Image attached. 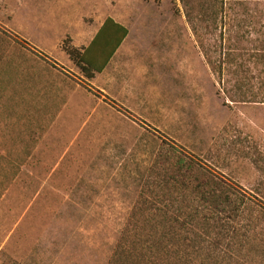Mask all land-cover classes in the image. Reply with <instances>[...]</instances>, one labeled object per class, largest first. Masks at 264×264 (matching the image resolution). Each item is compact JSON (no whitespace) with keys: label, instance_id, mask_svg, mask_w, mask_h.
Segmentation results:
<instances>
[{"label":"rangeland","instance_id":"rangeland-1","mask_svg":"<svg viewBox=\"0 0 264 264\" xmlns=\"http://www.w3.org/2000/svg\"><path fill=\"white\" fill-rule=\"evenodd\" d=\"M167 152L236 193L207 264H264V0H0V264H108Z\"/></svg>","mask_w":264,"mask_h":264},{"label":"trees","instance_id":"trees-1","mask_svg":"<svg viewBox=\"0 0 264 264\" xmlns=\"http://www.w3.org/2000/svg\"><path fill=\"white\" fill-rule=\"evenodd\" d=\"M127 33L107 17L87 47L63 43L62 48L91 79L104 70ZM151 173L108 264H207V249L219 246L228 231L235 236L232 221L241 212L236 193L198 162L175 152L165 153Z\"/></svg>","mask_w":264,"mask_h":264},{"label":"crops","instance_id":"crops-1","mask_svg":"<svg viewBox=\"0 0 264 264\" xmlns=\"http://www.w3.org/2000/svg\"><path fill=\"white\" fill-rule=\"evenodd\" d=\"M103 22H104V21H103ZM101 25H102V24H101ZM101 25H100V26H101ZM99 28H100V27H99ZM99 28H98V29H99ZM97 31H98V30H97ZM97 31H96V32H97ZM95 34H96V33H95ZM95 34H94V35H95ZM93 37H94V36H93Z\"/></svg>","mask_w":264,"mask_h":264}]
</instances>
